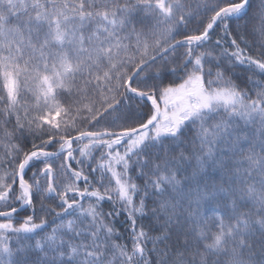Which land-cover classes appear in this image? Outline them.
Instances as JSON below:
<instances>
[{"label":"snow or ice","instance_id":"snow-or-ice-1","mask_svg":"<svg viewBox=\"0 0 264 264\" xmlns=\"http://www.w3.org/2000/svg\"><path fill=\"white\" fill-rule=\"evenodd\" d=\"M222 5L197 6L213 19L178 33L186 43L171 51H184L151 74L147 111L133 117L144 139L118 165L125 195L109 211L125 255L92 254L94 233L72 223L71 205H25L0 215V264H264V0H230L217 16Z\"/></svg>","mask_w":264,"mask_h":264},{"label":"trees","instance_id":"trees-1","mask_svg":"<svg viewBox=\"0 0 264 264\" xmlns=\"http://www.w3.org/2000/svg\"><path fill=\"white\" fill-rule=\"evenodd\" d=\"M162 2L0 0V212L21 205L19 168L29 154L56 152L70 139L86 132H118L139 127V120L133 117L147 109L143 100L126 87L133 72L171 41L182 39L179 32L195 35L200 20L213 18L210 12L198 11L197 6L204 0H169L168 12H164ZM229 2L223 0L220 10ZM57 11L58 20L66 19L70 24L69 37L62 44L49 45L45 41L55 19L51 15ZM192 17L195 20L189 23ZM181 51L184 49L149 65L132 87L153 95V81L149 77ZM61 74H66V78L59 81ZM44 76L54 80V102L61 110V117L53 125L46 122L54 114L52 108L36 94L38 82ZM180 99L176 90L166 92V103L175 104ZM132 139L76 143L68 154L32 162L25 174L33 192L31 206L38 212L41 208L58 214L69 211L68 204L77 203L74 198L80 190L83 201L88 199L85 193L91 191L101 200L112 202L103 206L99 202L102 217L85 204L80 208L71 206L77 216L72 223L80 228L83 222L81 230L94 233L93 240H89L92 254L115 248L116 256L125 255L115 244L114 234L116 227L123 230V222L117 220L114 226L109 211L117 212L121 203L117 179L125 173L118 165L122 167L125 156L143 141L132 144ZM61 201L64 209L57 208ZM83 209L88 211L82 212ZM96 238L102 242L99 247H94ZM114 258L104 256L101 264H112ZM116 264L126 261L117 259Z\"/></svg>","mask_w":264,"mask_h":264},{"label":"rangeland","instance_id":"rangeland-1","mask_svg":"<svg viewBox=\"0 0 264 264\" xmlns=\"http://www.w3.org/2000/svg\"><path fill=\"white\" fill-rule=\"evenodd\" d=\"M169 0H163L162 2V7L164 12H168V7L167 5ZM51 17L55 18L54 21H52V29H50L48 31V37L46 39V44L49 43V45L51 44H62L63 41L68 40L69 37V25L67 23L66 19H59L58 20V11L54 12ZM61 22V23H60ZM67 23V24H66ZM64 78H66V74H61L59 81L63 80ZM36 94L39 96V98L44 102V104L47 107H51V111L54 112V114L49 117L46 122L50 123L51 125H53V123L55 124L57 122V120L61 117V110L59 108H57L55 106V92H54V80L50 77H46L44 76L43 78H41V80L38 82V86L36 88ZM246 104H250L251 101H245ZM52 113V112H51ZM49 115V114H48ZM143 133V132H142ZM142 136L139 137V139H136L132 142H135L134 144H138L137 142H140L139 140L144 139V133L141 134ZM133 144V143H132ZM74 158V156L72 157V159ZM118 162H114V169L117 168ZM119 180V186H120V200L122 201L123 196L125 195L124 189L122 188V184H125L127 181L125 179L124 175H120L117 179V181ZM78 184H80V182H78ZM87 196V200L83 201V197L84 195L82 194V191L80 190V192L78 194H76L75 196V200L77 203H69L68 205L71 206H75L77 208H80L81 204H85V207L89 210L94 209L93 211L96 212H100L99 211V202L101 200L100 197H98V195H95L94 192L88 191L87 193H85ZM22 200H21V204H23L27 199H28V191L27 189H25L24 187H22ZM87 209H83L81 210L82 212H86L88 211ZM100 213L98 215H100ZM91 216H93L94 214H90ZM95 216V215H94ZM100 217H102L100 215Z\"/></svg>","mask_w":264,"mask_h":264},{"label":"water","instance_id":"water-1","mask_svg":"<svg viewBox=\"0 0 264 264\" xmlns=\"http://www.w3.org/2000/svg\"><path fill=\"white\" fill-rule=\"evenodd\" d=\"M224 11H227V8L223 9L219 14H217V16L221 15L222 12ZM181 43H177L175 45H173L172 47H170L168 50L164 51L163 53L159 54L158 56H156L155 58L151 59L150 61L144 63L142 66H140L134 73V75L132 76L131 80H133L135 77H137L140 72L145 68L147 67L149 64H151L152 62H154L155 60L159 59V58H162L164 55H166L170 50H172L174 47H176L177 45H179ZM135 95L139 96L140 98H144L146 96H144L143 94L141 93H138V92H134ZM153 105L155 106L156 102L155 101H152ZM157 110L159 111V108H157ZM141 132L140 128H137V129H134V130H131V131H126V132H120V133H112V134H108V133H95V134H85L83 135L82 137L83 138H93V139H102V138H106V137H110V136H125V135H132V134H135V133H139ZM79 139V138H78ZM75 142V139H72L70 141V145L68 148L66 149H63L57 153H47V152H39V153H35V154H32L30 155L29 157H27L24 162L22 163L21 165V168H20V171L22 172L24 170V168L29 164L31 163L32 161L36 160L38 157H41V156H50V157H54V156H59L65 152H67L68 150L71 149V147L73 146ZM22 181V179H21ZM23 183V181H22ZM30 191V190H29ZM29 199L26 203H24L22 206L20 207H23L25 205H29L31 204V192L29 194ZM15 209L11 210V211H14ZM11 211H8V212H5V213H0V215H11Z\"/></svg>","mask_w":264,"mask_h":264}]
</instances>
